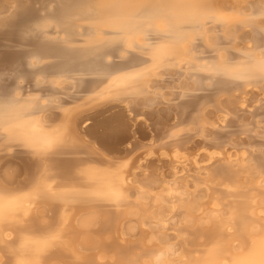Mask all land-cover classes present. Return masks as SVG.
<instances>
[{"label":"bare ground","instance_id":"obj_1","mask_svg":"<svg viewBox=\"0 0 264 264\" xmlns=\"http://www.w3.org/2000/svg\"><path fill=\"white\" fill-rule=\"evenodd\" d=\"M0 88V264L260 260L264 0H0Z\"/></svg>","mask_w":264,"mask_h":264},{"label":"snow or ice","instance_id":"obj_2","mask_svg":"<svg viewBox=\"0 0 264 264\" xmlns=\"http://www.w3.org/2000/svg\"><path fill=\"white\" fill-rule=\"evenodd\" d=\"M0 95H7L6 90L0 88ZM84 136H89L100 147L105 148L108 142L115 141L122 132V125L115 120L105 117L103 113H98L96 117H88L81 122ZM0 190L7 191L2 184ZM256 264H264V253Z\"/></svg>","mask_w":264,"mask_h":264}]
</instances>
